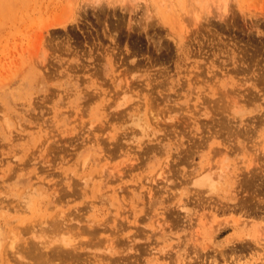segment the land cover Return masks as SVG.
<instances>
[{
    "label": "rangeland",
    "instance_id": "rangeland-1",
    "mask_svg": "<svg viewBox=\"0 0 264 264\" xmlns=\"http://www.w3.org/2000/svg\"><path fill=\"white\" fill-rule=\"evenodd\" d=\"M117 1L108 2L109 16L99 19L90 6L84 13L85 0L76 1L71 18L64 0H0V264H264V206L254 200L252 205L257 207L250 204L253 208L248 212L213 209L203 196L226 204L225 177L216 182L214 192L203 190L205 194L193 198L195 187L186 179L204 164L220 172L227 166L246 170L250 163L262 169L264 122L258 117L264 112L260 96L264 92V0H227L226 21L217 16V0H123L128 7H117L123 18L119 32L111 25L117 19L111 5L120 6ZM196 12L198 17L210 16L211 22L194 28ZM65 18L66 28L50 25ZM169 21L193 29L189 41L185 39L190 44L185 45L188 56L183 53L186 41L178 44ZM108 29L117 34L115 40ZM209 63L219 76L215 88L222 84V89L226 83L221 82L230 80L233 85L226 86L235 90L230 96L239 91L247 97L245 88H250V94L260 98L248 102L243 113L230 111L228 129H220L217 121L222 94L218 92L217 98L207 83L187 79L195 73L199 80L211 76L206 73ZM228 69L229 77L221 78ZM126 80L132 82L128 94L133 97L117 108L113 99ZM96 86L102 96L107 94L97 101L99 109L94 108ZM165 94L176 101L169 102ZM204 106L213 120L201 115ZM126 108H132V115H153L160 122L145 130L140 147L132 141L137 136L130 131L138 129L132 119L121 121L111 114ZM236 118L243 122H235ZM223 139L235 142L223 143ZM237 140L245 144V151L239 145L234 152L213 150H224ZM253 156L263 159L253 160ZM260 170L254 172L260 179L251 188L236 187L239 195L259 192L257 201L264 199V170ZM25 195L28 206L23 203ZM197 197H203V206L197 205ZM182 198L189 201V214L176 205ZM234 200L239 206L241 201ZM243 219H248L249 232L241 241ZM63 220L65 226L53 225ZM220 221L222 230L210 239L209 230ZM255 234L261 235L258 244ZM61 236L67 239L63 243L73 246L76 257L50 252L62 245L57 240ZM36 241L43 247L47 244L43 251L48 252L34 249Z\"/></svg>",
    "mask_w": 264,
    "mask_h": 264
},
{
    "label": "bare ground",
    "instance_id": "bare-ground-1",
    "mask_svg": "<svg viewBox=\"0 0 264 264\" xmlns=\"http://www.w3.org/2000/svg\"><path fill=\"white\" fill-rule=\"evenodd\" d=\"M64 1H66V4H67V6H68V8H69V16H67L68 18H71V15H73V14H75V12H76V10L74 11V9H76V5H77V0L76 1H74V0H64ZM86 2L83 4V6H82V8L85 10L84 11V13L87 11V8H89V6L90 7H92L94 10H95V13L97 14V16H98V18H99V16L101 17L102 15H105V14H108V13H110V12H108V9H106L108 6H109V4H114V3H116V2H118L117 0H115L116 2H114V3H110L111 1L110 0H85ZM103 1H107L106 3L105 2H103ZM218 2L216 3V6L219 8V12L217 13V16L219 17V19H221L222 21H226V12H227V10H228V8H227V0H217ZM108 2H109V4H108ZM119 2H121L119 5L120 6H116V5H111L112 6V10H113V12H112V15L113 16H117V19H115L114 21H112L113 20V16L111 17L112 18V22H111V25H112V29H114V30H116V31H118L117 29L118 28H120V25L121 24H119L121 21L120 20H122L123 18H122V16L117 12V7L118 8H120V10H126L127 9V7H128V4H123L122 2H123V0H119ZM137 4V3H136ZM135 6H131V9H133ZM146 7H147V3H146ZM264 10V8H261V14H262V17H264V12H262ZM72 11H74L73 13H72ZM147 11H148V7H147ZM72 13V14H71ZM207 13H210V11H207ZM86 14V13H85ZM163 14V16H165L166 17V15L164 14V13H162ZM198 12H196V14H195V17H196V19L197 20H195L194 22H193V25H194V28H197V26L198 25H200L203 21L204 22H206V23H210L211 22V19H210V16H205V17H198ZM108 16H109V14H108ZM111 16V15H110ZM120 17H121V19H120ZM68 18H65V19H63V20H57V21H53V22H51L50 23V25H52V26H56V25H61V26H63L62 28H66L67 26V20H68ZM100 19V18H99ZM102 20H105V18L103 19L102 18ZM107 20V19H106ZM108 21V20H107ZM167 22V21H166ZM110 23V22H109ZM169 23H170V25H171V28L173 29V36H174V38H175V40H177V42H178V44H182V43H185V41L187 40V38L188 37H190V33H192V32H194V31H192L191 29H189V28H187V27H185V25L184 24H182L181 22H179L178 21V23H174L173 21H169ZM226 23V22H225ZM203 24V23H202ZM201 26H203V25H201ZM206 26H207V24H206ZM110 28V27H109ZM174 28H176L177 30H174ZM111 29V31H113ZM109 31H110V29H108ZM194 30H196V29H194ZM198 30V29H197ZM47 31L49 32V29H47ZM55 31V30H54ZM110 31V32H111ZM115 31V32H116ZM120 31V30H119ZM118 31V32H119ZM199 31V30H198ZM197 31V32H198ZM66 32H67V30L65 31V34H66ZM112 33V32H111ZM116 36H117V34L116 33H114V31H113V35L111 36V38L113 39V40H115L116 39ZM192 36V35H191ZM54 37V36H53ZM193 37H194V35H193ZM192 37V38H193ZM51 38V37H50ZM186 39V40H185ZM187 41H189V40H187ZM187 41H186V44H184L183 46V53L185 54V55H187L188 56V54H189V49L187 48V46L189 47L190 46V44H189V42H188V45H187ZM185 45H187V46H185ZM184 48H185V50H184ZM191 51V50H190ZM116 55V54H115ZM190 56V55H189ZM109 58H110V56H108ZM107 57V59H108V63H107V61H106V63L108 64V65H110L111 63H112V60H110L109 58ZM115 57V56H114ZM234 59V58H233ZM106 60V59H105ZM114 60V59H113ZM42 61H44L43 62V66L46 64V56H45V58H44V60H42ZM104 62V61H103ZM212 62V61H211ZM233 62V61H232ZM40 65H41V63L40 62H38ZM241 63V62H240ZM112 65H114V64H112ZM211 66H213V64L212 63H209V66H207V71H206V73L208 72H210L211 73V76H208L206 79L205 78H203V79H200L199 80V77H198V73L196 74L195 73V75L194 76H189V78H187L188 80H192L193 78H194V80L198 83L199 81L201 82L202 81V83H207L208 84V87L209 88H211L212 90H211V92L210 93H212V94H216L217 95V93L218 92H220L218 95H220V94H222V97L223 98H221V97H219L218 98V95H217V98L219 99V100H222L221 102H223V104L221 103L220 105H219V110H217V112H220V114H221V116L219 117V120H217L218 121V123H219V125H220V122H221V128L220 129H222V126L224 127H226V126H228L230 123V118H228V116H229V114H230V111L232 112V113H243L244 112V109H245V105L249 102V103H251V104H253V103H255V101H257L256 99H258L257 97L255 98V95H251L250 94V88H245V89H247V93H246V96L247 97H245L244 96V93H241L240 95L238 94V92L236 93L237 95L236 96H233V95H231L230 96V92L232 93V94H234L235 93V90H234V88L231 90V91H229L228 89L229 88H227V84H231V85H233V83L231 82L230 83V80L229 81H227V80H223V82H221V83H226V84H224L223 85V88L221 89V86H222V84H220L219 85V88H215V86L217 85V81H219L218 80V75H217V72L216 71H214V69L211 67ZM105 67V66H104ZM114 67V66H113ZM199 67V66H198ZM211 67V68H210ZM234 68V67H233ZM239 68H242V67H238V69ZM33 69H34V67H33ZM102 69V68H101ZM235 69V71H237L238 69L235 67L234 68ZM96 71V70H95ZM102 71V70H101ZM108 71V70H107ZM229 69L228 70H226V71H223L222 72V75H220V77L221 78H226L227 79V77H229ZM110 72V71H109ZM158 73V72H157ZM189 73V72H188ZM159 74V73H158ZM168 74V73H167ZM237 74H238V72H237ZM31 75H33V74H31ZM152 75V74H151ZM153 76H154V74H153ZM157 76V75H156ZM156 76H155V78H156ZM168 76V75H167ZM232 76V75H231ZM217 78V80L216 81H214V84H209L208 82H209V80L210 81H212L214 78ZM153 78V77H152ZM164 78V77H163ZM151 79V78H150ZM157 79V78H156ZM156 79H154V80H156ZM152 80V79H151ZM150 80V81H151ZM160 80V79H159ZM116 81V80H115ZM127 82L125 83V84H121L120 85V91H119V95H120V97H119V95H117L116 96V98H115V100L113 99V101H114V103H115V107H117V108H120V107H122L123 105H125L133 96H131V95H129L128 94V91H131L132 90V87L133 86H131V83H129V81L128 80H126ZM193 81V80H192ZM95 82V81H94ZM148 82H149V80H148ZM156 82V81H155ZM159 82V81H158ZM190 82V81H189ZM97 84V83H96ZM99 84V83H98ZM116 84V83H115ZM119 84V83H118ZM150 84V83H149ZM155 84V83H154ZM186 84V83H185ZM190 84L191 83H188L187 85L190 87ZM196 84V83H195ZM200 84V83H199ZM100 86H101V84H99ZM174 85V84H173ZM198 85V84H197ZM202 85H206V84H202ZM201 85V86H202ZM252 84H250V86H251ZM151 86V85H150ZM153 86V85H152ZM155 86V85H154ZM176 86V85H175ZM197 87V86H196ZM155 88V87H154ZM207 88V87H206ZM95 89H97L98 91H97V95H95L96 97H94V98H97V100H96V102H95V107L94 108H98L99 109V107H98V100H103V98H105V95H107V94H105V95H101L102 94V90H99L98 89V87L96 86V88ZM147 89H148V87H147ZM195 89H197V88H195ZM153 91H154V89H152ZM156 90V89H155ZM198 90H199V88H198ZM95 93V92H94ZM104 93V92H103ZM148 94H149V92H147ZM148 94H147V96H148ZM155 94V93H154ZM167 94V93H166ZM165 94V97L164 98H166V100H169V102H172V101H176L175 99H172L171 97H170V95H166ZM201 94V93H200ZM153 95L151 94V97H152ZM198 96V95H197ZM211 96V95H210ZM237 96H239V97H237ZM258 96V95H257ZM260 96H262V98H264V92H262L261 93V95ZM241 97V98H240ZM154 98H155V95H154ZM224 98H227L228 99V102L226 103V101H223L224 100ZM153 99V98H152ZM205 100H206V97L204 98ZM260 99V98H259ZM214 100V99H213ZM219 100H217V102L219 103L220 101ZM226 100V99H225ZM203 102H204V100H203ZM212 102V101H211ZM214 103H215V101H213ZM213 102H212V105H213ZM216 102V103H217ZM225 102V103H224ZM103 103V102H102ZM137 103H139V101L137 102ZM147 103V102H146ZM200 104H203L202 102L200 103ZM211 104V103H210ZM113 105V104H112ZM227 105H230L228 108H227ZM84 106V105H83ZM196 106H197V104H196ZM198 106H201V105H198ZM259 106V105H258ZM105 106H104V103H103V108H104ZM108 107H111V105H109L108 104ZM183 107V106H182ZM212 107V106H211ZM213 107H214V105H213ZM212 107V108H213ZM216 107V106H215ZM200 108V107H199ZM105 109H107V106L105 107ZM201 109V108H200ZM199 109V110H200ZM132 110V108H126V109H119V110H116V111H112L111 112V114L112 115H114L117 119H121V121L123 120V121H125L126 119H132L131 120V122H133L134 124H136L137 126H138V129H133L132 128V130L130 131V133H132L133 135H136L137 136V138L135 137L134 139H132V141L134 142H136L137 143V146H141V143H142V140H143V136L145 135V130L147 129V128H149V127H152V125H153V127H158L159 125H160V122H159V120L156 118V117H154L153 115H151V116H149V118H147L145 115H142V114H140V115H138V114H131V111ZM198 110V111H199ZM201 110H203V112L202 111H200V112H202L201 113V115L202 116H204V117H209V119H211V120H213L214 118H213V116H211V115H213V113H211V115H210V113H209V111H207V109H206V106H204V108H202ZM213 112H215L214 110H212ZM196 112V111H195ZM217 112H215V113H217ZM199 113V112H198ZM229 113V114H228ZM231 113V114H232ZM196 114V113H195ZM219 114V113H218ZM197 115V114H196ZM126 116V117H125ZM214 116H215V114H214ZM235 116V115H234ZM125 117V118H124ZM124 118V119H123ZM194 118H195V116H194ZM198 118V117H197ZM216 119V118H215ZM195 121H196V119H194ZM223 120V121H222ZM236 120H237V118H236ZM34 121V120H33ZM47 121V120H46ZM258 121H262V122H264V112L262 113V115L261 116H259L258 117ZM35 122V121H34ZM199 122V121H198ZM215 122V121H214ZM223 122V123H222ZM232 122V121H231ZM235 122H238V123H242L243 122V118H239L237 121H235ZM262 122H259V123H262ZM36 123V122H35ZM253 122H251V124H252ZM254 123H255V121H254ZM39 125H40V123H38ZM197 124V122H195V125ZM35 125V124H34ZM46 125V124H45ZM232 125V124H231ZM262 125V124H261ZM36 126V125H35ZM46 126H48V125H46ZM230 126V125H229ZM254 126V125H253ZM257 127L259 126V125H256ZM37 127H38V125H37ZM220 126H218V128H219ZM231 127V126H230ZM230 127H228V128H230ZM234 127H236V126H234ZM241 127H243V126H241ZM246 127V126H245ZM36 128V127H35ZM41 128H42V126H41ZM46 128H48V127H46ZM227 128V127H226ZM227 128V129H228ZM237 128V127H236ZM250 128V127H249ZM39 129V128H38ZM232 129H234L233 127H232ZM40 130H42V129H40ZM39 130V131H40ZM237 130H239V129H237ZM246 130L248 131V129L246 128ZM12 131V130H11ZM38 131V130H37ZM214 131V130H213ZM222 131V130H221ZM225 131V130H224ZM229 131H231V130H229ZM234 131V130H233ZM235 131H236V129H235ZM234 131V132H235ZM218 131H216V134H215V132H214V134L215 135H217L218 133H217ZM220 132V131H219ZM239 132H240V130H239ZM10 133H12V132H10ZM196 133V132H195ZM221 133V132H220ZM233 133V132H232ZM231 133V134H232ZM236 133H238L237 131H236ZM242 133V132H241ZM212 134V133H211ZM225 134V133H224ZM228 134H230V133H228ZM213 135V134H212ZM234 135H236V134H234ZM233 135V136H234ZM241 134L239 133L238 134V136H240ZM261 135V134H260ZM201 136H203V134L201 135ZM231 135H229V137H230ZM21 137V136H20ZM211 137V135L209 134L208 136H207V138L205 139V140H207L208 138H210ZM19 138V137H18ZM132 138V137H131ZM220 138V137H219ZM228 138V137H227ZM241 138V137H240ZM230 139V138H229ZM228 139V140H229ZM234 139H235V137H234ZM204 140V141H205ZM224 140V139H223ZM226 140V139H225ZM225 140H224V142L223 143H226L225 142ZM233 140V139H232ZM232 140H229V141H232ZM234 141V140H233ZM219 142V141H218ZM221 142V141H220ZM235 142V141H234ZM198 143V142H197ZM203 144V137L201 138V141L199 142V145L200 144ZM222 143V144H223ZM240 143H242L241 141H239V140H237L236 141V143L235 144H228V145H226L225 146V148H224V150L222 149V148H218V147H215V148H213V150L216 152H234V151H236V149L238 150V148H239V146H241V148L240 149H243L244 148V151H245V144L244 143H242V145L240 144ZM220 144V143H219ZM198 144H196V146H197ZM199 145H198V147H199ZM237 145H239L238 147H237ZM194 146H195V144H194ZM197 147V148H198ZM196 147H194V149H195ZM189 150H192L191 148H188ZM247 150H248V148H247ZM194 151V150H193ZM263 151V150H262ZM190 152V151H189ZM239 152V151H238ZM193 153V152H192ZM192 153H190L191 155H193ZM237 153V152H236ZM263 153H264V151H263ZM189 154V155H190ZM227 154V153H226ZM262 154V153H261ZM260 154V155H261ZM187 156V155H186ZM255 156V155H254ZM253 156V160L254 159H258L259 157L257 156L256 158ZM262 156H264V154L262 155ZM188 157V156H187ZM186 157V158H187ZM192 157V156H191ZM262 157H260V159H261ZM223 159H225V158H223ZM263 159V158H262ZM253 160H252V162H253ZM43 161V160H42ZM262 161V160H261ZM260 161V162H261ZM169 162V161H168ZM167 163V162H166ZM249 163H250V161H249ZM190 164H191V162H190ZM192 164H194V163H192ZM251 164V163H250ZM250 164H248L249 166H250ZM256 164H260L259 163V161H258V163H256ZM204 165H206V164H204ZM202 166L201 168H199V170L194 174L193 172V176L192 177H187L186 179H188V181L186 180V183L188 182V183H192V185H194V187H195V191H194V195H192L191 196V198H193L194 196H196V195H201V194H205V193H203V190H205V191H207V193H212V192H214L215 191V189L217 188L216 186H217V184H216V182L219 184L220 182H218V181H220V179H224V177H225V184H226V188H228V197H226L228 200L226 201L227 203H228V201H229V204H223V202H221V201H219V200H215V199H213V196L212 197H210V196H208V198H205V197H207V196H203L202 198L204 199V201L205 200H207V201H209V202H206L207 204H208V206H210V205H212L213 204V206H215V207H213L212 206V208L213 209H216V210H218V209H221V210H224V211H226V210H228V211H230V209H238V208H243L244 209V211H245V209H246V211L248 212V210L247 209H252L254 206L255 207H257L256 205H259V206H264V204L263 205H261L259 202H261L262 201V199H263V197H262V199H261V201H257L258 199H257V193L258 194H260L259 192H255L256 193V195L254 196V194H253V196H250L251 195V193H247L246 191H244V192H246L247 194H248V196L246 197L245 195V197H242L241 195H239V193L237 192V188L236 187H239V188H242L241 186H243V190H244V186H246V185H248L249 186V188H251L250 187V184L252 185H254L255 183H253V182H255V179L256 178H258V180L260 179L258 176H257V173H258V171L260 170V168L258 167V166H256V165H252L251 164V166L253 167V168H251V167H249L248 165H246V166H244L245 167V169L246 170H242L241 168H240V170L238 169L239 167H231V168H229V166H227L228 167V169H223L222 168V170H221V172L220 171H214V169H213V167L211 166H209V165H207V166ZM229 165V164H228ZM261 165H262V162H261ZM260 165V167L264 170V164L261 166ZM244 167H243V169H244ZM255 167L257 168H259V170L257 171V170H255ZM106 168H108V167H106ZM106 168H104L103 170H105L106 171ZM237 169L240 171H237ZM261 169V170H262ZM161 170H162V168H161ZM243 172H242V171ZM260 170V173L263 171H261ZM188 171V170H187ZM187 171H186V173H187ZM190 171V170H189ZM192 171V170H191ZM190 171V172H191ZM244 171H246V172H244ZM255 171H257V173H254ZM163 172V170L161 171V173ZM242 172V173H241ZM264 173V172H263ZM262 173V174H263ZM240 174H241V176H240ZM244 174V175H243ZM256 174V175H255ZM187 175H188V173H187ZM189 176V175H188ZM240 176V177H239ZM257 176V177H256ZM262 177V176H261ZM163 178V177H162ZM264 178V177H263ZM262 178V179H263ZM264 180V179H263ZM261 181V180H260ZM264 182V181H263ZM87 182H86V179H85V184H86ZM185 183V184H186ZM187 183V184H188ZM75 184H76V182H75ZM186 184V185H187ZM222 184V183H221ZM263 184V183H262ZM257 186H259L258 184H256ZM248 186H246V188L248 187ZM262 186V185H261ZM264 186V185H263ZM262 186V187H263ZM260 187V186H259ZM261 187V188H262ZM192 188V187H191ZM191 188H190V190H191ZM253 188H255L256 189V186H254ZM254 189V190H255ZM260 189V188H259ZM263 190H264V188H262ZM262 189H260L261 191L260 192H263L262 191ZM64 190V189H63ZM193 190H194V188H193ZM223 190V189H222ZM249 190V189H248ZM251 190V189H250ZM249 190V191H250ZM257 190H258V188H257ZM235 191V192H234ZM54 192H57V190H55ZM59 192V191H58ZM190 192V191H189ZM227 192V191H226ZM238 193V195H237V193ZM240 192V191H239ZM40 193V192H39ZM73 193V192H72ZM149 199L151 200V199H153V197H154V194H153V192L151 191V190H149ZM183 193V192H182ZM223 193H225L224 192V190H223ZM241 193V192H240ZM36 194H38V189H36L35 191H33L32 192V196H33V198L34 197H36ZM42 194V193H41ZM193 194V193H192ZM262 194V193H261ZM54 195V194H53ZM57 195V194H56ZM55 195V196H56ZM67 195V194H66ZM69 195V194H68ZM181 195H183V194H180V196ZM264 195V194H263ZM64 196V195H63ZM179 196V197H180ZM202 196V195H201ZM58 197V196H57ZM240 197V198H239ZM258 197H260V196H258ZM55 198V197H54ZM60 198V197H59ZM184 198V197H183ZM183 198L182 199H180V201H177L179 204H176L177 205V207L178 208H180V209H183L184 211H186V212H188V214H189V205H188V200L186 199L185 201L183 200ZM202 198H194L195 199V202L197 203V205H202L203 206V199ZM216 198V197H215ZM223 198V197H222ZM237 198V200H238V198H239V200L238 201H241V202H239V206H238V203H235V200L234 199H236ZM261 198V197H260ZM58 199V198H57ZM232 199L234 200L233 202H230V201H232ZM253 199V201H251ZM236 200V201H237ZM254 200L256 201V205H252V204H255V202H254ZM149 201V200H148ZM152 201V200H151ZM237 201V202H238ZM263 201H264V199H263ZM212 202V203H211ZM23 203L24 204H26V206H28L27 204L29 203V196L28 195H25V200L23 201ZM220 203H222V205H220ZM225 203V202H224ZM230 203H234L233 205H231ZM263 203V202H262ZM250 204L253 206V207H251L250 206ZM255 207L253 208V209H255ZM259 208V207H258ZM257 208V209H258ZM78 209V208H77ZM261 209V208H260ZM259 209V210H260ZM264 209V208H263ZM238 210H240V209H238ZM258 210V211H259ZM250 212L252 213V211L250 210ZM256 212V214H257V211H255ZM260 212V211H259ZM264 212V211H263ZM261 213V212H260ZM260 213H259V215H260ZM253 214H255L254 213V211H253ZM247 216H248V214H247ZM251 216V215H250ZM253 216V215H252ZM255 216V215H254ZM258 216V215H257ZM262 217H264V215L262 214L261 215ZM233 219V218H232ZM238 219V218H237ZM236 220V219H235ZM222 221H224V220H222ZM222 221H220V222H217V225H216V227L214 228V226H212L213 228H211L208 232V235L211 237L210 239H212V238H214L218 233H219V231H220V229L223 227V222ZM229 221H232V220H229ZM239 223V222H238ZM241 224H243V226L241 227V229H240V231H242L243 232V235H238V240L240 239L241 241H243L245 238H243V236L244 235H246V233L245 232H249L248 230H247V225H248V219H243L241 222H240ZM67 224V221L66 222H64V220L63 221H61V222H57V221H54L53 222V225H55V227H58V228H61V226H65ZM228 225V224H227ZM226 226V225H225ZM230 226V225H229ZM42 227V226H41ZM236 228V227H235ZM205 229V228H204ZM207 229V228H206ZM261 229V228H260ZM222 230V229H221ZM255 230H257V233L259 232L258 230H259V227L257 228V229H255ZM264 230V229H263ZM204 231V230H203ZM206 231V232H207ZM212 231V232H211ZM201 232H202V230H201ZM205 232V233H206ZM213 232H215L214 233V235H213ZM241 232V233H242ZM264 232V231H263ZM260 233V232H259ZM252 234V233H251ZM207 235V234H206ZM249 235V234H248ZM253 235V234H252ZM203 235H201V237H202ZM239 236H242V238H239ZM257 236H258V238H257ZM263 236V235H262ZM207 237V236H206ZM205 237V238H206ZM233 237V236H232ZM235 237V236H234ZM237 237V236H236ZM256 239H255V242H257V244H258V242L260 241V239H259V237H261V235L259 236V234H255V236H254ZM208 238V237H207ZM55 239H57V238H55ZM57 240H59L61 243H62V245H60V246H57V248L54 250V248L52 249V251H50V252H57V251H59L60 253L62 252V253H66V254H70V256L71 255H75L74 257H76V251L75 250H73L72 251V248L71 247H73V246H71V247H69L67 244H65V243H63V242H66L67 241V239H66V237L65 236H61L60 237V239L58 238ZM169 240V239H168ZM259 240V241H258ZM52 241V240H51ZM54 241H56V240H54ZM166 241V240H165ZM196 242V241H195ZM209 242H211V241H209ZM202 243V242H201ZM212 243V242H211ZM47 245V244H46ZM46 245H44V247L46 246ZM246 245V244H245ZM177 246V245H176ZM205 246H207L206 245V243H205ZM43 246H41V244L38 242V241H36V244L34 245V249L35 248H37L38 249V251L39 252H41V253H47L48 251H43V248H44ZM245 247V246H244ZM257 247V246H256ZM255 248V247H254ZM33 249V250H34ZM261 249V248H260ZM32 250V251H33ZM245 250V249H244ZM259 249H257V251H258ZM262 250H263V248H262ZM38 252V253H39ZM221 252V251H220ZM245 252V251H244ZM254 252V251H253ZM37 253V254H38ZM222 253H223V251H222ZM241 253V252H240ZM243 253V252H242ZM256 253V252H255ZM255 253H253V255L255 254ZM178 254V253H177ZM224 254V253H223ZM222 254V255H223ZM252 254V253H251ZM44 255V254H43ZM183 255V254H182ZM42 256V255H41ZM45 256V255H44ZM80 256V255H79ZM179 257H181V256H179ZM80 258H81V256H80ZM108 258H110V256L108 257ZM111 259V258H110ZM109 259V260H110ZM112 263H114V262H112Z\"/></svg>",
    "mask_w": 264,
    "mask_h": 264
}]
</instances>
